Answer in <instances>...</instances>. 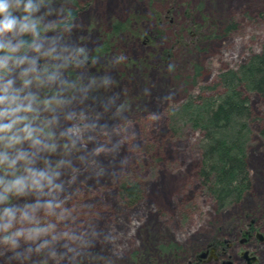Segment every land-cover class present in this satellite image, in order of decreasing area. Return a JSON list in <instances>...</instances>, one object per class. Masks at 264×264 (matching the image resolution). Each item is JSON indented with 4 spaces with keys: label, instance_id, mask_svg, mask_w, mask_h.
<instances>
[{
    "label": "rangeland",
    "instance_id": "obj_1",
    "mask_svg": "<svg viewBox=\"0 0 264 264\" xmlns=\"http://www.w3.org/2000/svg\"><path fill=\"white\" fill-rule=\"evenodd\" d=\"M6 3L0 21L16 26L0 34V111H19L0 119L16 120L0 133V264H175L264 202L258 95L251 189L223 209L198 179L200 133L168 119L259 50L264 0ZM128 180L141 187L132 205L119 195Z\"/></svg>",
    "mask_w": 264,
    "mask_h": 264
},
{
    "label": "trees",
    "instance_id": "obj_2",
    "mask_svg": "<svg viewBox=\"0 0 264 264\" xmlns=\"http://www.w3.org/2000/svg\"><path fill=\"white\" fill-rule=\"evenodd\" d=\"M123 27L115 23L113 31ZM32 41L33 37L23 35L20 49L26 51ZM248 93L264 101V41L237 67L221 71L214 85L203 87L198 94H188L168 114L172 128L184 122L200 133L197 175L218 209L237 204L251 189L246 151L252 119ZM119 195L126 205H132L141 198V187L135 181H123ZM176 246L171 242L160 248L173 251Z\"/></svg>",
    "mask_w": 264,
    "mask_h": 264
},
{
    "label": "flooded vegetation",
    "instance_id": "obj_3",
    "mask_svg": "<svg viewBox=\"0 0 264 264\" xmlns=\"http://www.w3.org/2000/svg\"><path fill=\"white\" fill-rule=\"evenodd\" d=\"M213 227L206 243L175 264H264V202L243 215L233 231Z\"/></svg>",
    "mask_w": 264,
    "mask_h": 264
},
{
    "label": "clouds",
    "instance_id": "obj_4",
    "mask_svg": "<svg viewBox=\"0 0 264 264\" xmlns=\"http://www.w3.org/2000/svg\"><path fill=\"white\" fill-rule=\"evenodd\" d=\"M28 7H31V5H28ZM8 11V4L6 3V0H0V15L5 14ZM16 26V21L13 19H10L8 16H5V19L3 21H0V34L4 32H10L12 31ZM3 45H0V48H2ZM0 66H3V62H0ZM6 91V90H5ZM8 99L7 96H0V104L5 103V101ZM19 111V109H11L6 111H0V119H3L5 117H8L10 115V112L14 114L15 112ZM16 124V120H12L9 124H0V133H6L10 132L13 126ZM28 136H31V132L28 129H25Z\"/></svg>",
    "mask_w": 264,
    "mask_h": 264
}]
</instances>
